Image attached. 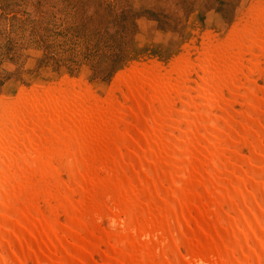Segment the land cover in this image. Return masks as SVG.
<instances>
[{"label": "bare ground", "instance_id": "bare-ground-1", "mask_svg": "<svg viewBox=\"0 0 264 264\" xmlns=\"http://www.w3.org/2000/svg\"><path fill=\"white\" fill-rule=\"evenodd\" d=\"M231 32L2 102L0 264H264V0Z\"/></svg>", "mask_w": 264, "mask_h": 264}, {"label": "rangeland", "instance_id": "rangeland-1", "mask_svg": "<svg viewBox=\"0 0 264 264\" xmlns=\"http://www.w3.org/2000/svg\"><path fill=\"white\" fill-rule=\"evenodd\" d=\"M250 1L0 0V106L16 90L58 95L66 80L105 103L134 63L169 68L208 37L225 48Z\"/></svg>", "mask_w": 264, "mask_h": 264}]
</instances>
